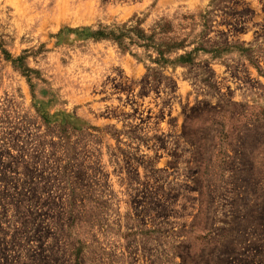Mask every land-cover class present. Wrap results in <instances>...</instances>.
<instances>
[{"label": "rangeland", "instance_id": "obj_1", "mask_svg": "<svg viewBox=\"0 0 264 264\" xmlns=\"http://www.w3.org/2000/svg\"><path fill=\"white\" fill-rule=\"evenodd\" d=\"M0 264H264V0H0Z\"/></svg>", "mask_w": 264, "mask_h": 264}]
</instances>
